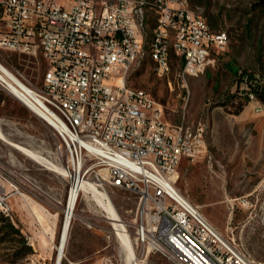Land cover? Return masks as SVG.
<instances>
[{
    "label": "built area",
    "instance_id": "built-area-1",
    "mask_svg": "<svg viewBox=\"0 0 264 264\" xmlns=\"http://www.w3.org/2000/svg\"><path fill=\"white\" fill-rule=\"evenodd\" d=\"M67 2L0 0V48L45 63L36 86L0 62V90L52 128L57 142L49 157L95 183L106 200L111 190L137 197L135 216L123 222L143 254L160 253L171 264H259L176 186L181 162L207 150L203 127L170 124L161 103L127 83V73L141 59L150 18L157 25L160 74H166L167 51H174L175 60H183L181 77H199L230 36L208 29L204 13H192L185 0ZM31 39H38V47H31ZM247 95L256 99L253 92ZM256 111L264 115V106ZM55 128L65 129V136L55 135ZM3 170L0 155V180L8 186L0 185V211L16 225L12 198L34 185ZM65 177L72 185V176ZM27 241L31 245L32 237Z\"/></svg>",
    "mask_w": 264,
    "mask_h": 264
},
{
    "label": "rangeland",
    "instance_id": "rangeland-1",
    "mask_svg": "<svg viewBox=\"0 0 264 264\" xmlns=\"http://www.w3.org/2000/svg\"><path fill=\"white\" fill-rule=\"evenodd\" d=\"M57 1L69 6L67 0ZM188 2L194 8L201 7L208 21L215 22L214 31L229 34L230 42L225 50L213 52L204 74L185 79L181 77L182 62L175 60V55L170 72L160 74L155 61L145 52L131 69L127 83L149 92L161 103L170 124L203 127L207 150L200 157L209 154L213 157L223 182L222 192L228 191L231 196L238 197L234 207L227 201L226 212L222 215L223 220H228L235 208L234 223L213 225L225 235H235L257 263L264 264V150L261 160L253 163L247 149L249 143L264 140V129L257 128L252 119L260 116L255 109L264 103L256 96L251 100L247 95L264 85V13L255 7L257 0ZM148 27L146 36L149 37L152 28ZM0 62L23 72L33 85H41L45 72L41 58L0 48ZM0 99L5 100L4 104L0 102V127L5 136L52 159L48 151L53 152L57 142L52 128L2 90ZM244 110L249 112L241 115ZM241 154H245L244 164L239 165ZM0 155L4 175L23 174L34 185L29 188L27 203L21 202L20 208L15 209L16 226L26 239L32 237L33 252L18 258L15 255L18 247L5 243L0 245V264H56L57 253L51 248L50 239L54 233L55 243L60 241L64 208L71 189L69 179L35 162L2 139ZM256 188L260 197L252 193ZM110 198L123 221L135 216L137 197L134 194L111 190ZM104 215L106 213L95 200L80 195L62 264H127L121 239L113 230L111 220ZM44 236L47 243L43 241ZM133 242L139 264H171L160 253L143 254ZM73 253L88 258L83 262H71L67 257Z\"/></svg>",
    "mask_w": 264,
    "mask_h": 264
},
{
    "label": "bare ground",
    "instance_id": "bare-ground-1",
    "mask_svg": "<svg viewBox=\"0 0 264 264\" xmlns=\"http://www.w3.org/2000/svg\"><path fill=\"white\" fill-rule=\"evenodd\" d=\"M140 1L142 0H133V4H140ZM185 5H190L188 0H185ZM190 9L192 10V13L204 12L202 9L195 10V8L193 9L191 7ZM146 26H147V23H145V45L144 47H142V50H141V58L144 56L145 52H147V54H149L151 59L155 61V63L157 64L159 68V71L161 72V64H159L158 61L156 60V54H155L156 49H157V25H154L155 27L153 29V33L150 39H149L150 36L149 37L146 36L147 34ZM208 29H212L209 23H208ZM0 31H2V23H0ZM227 35L229 34L227 33ZM31 47H38V39H31ZM173 55H175L174 51H167V61H165L166 74L169 73L171 70ZM137 63L138 62H135L133 67ZM129 73L130 72L127 73V81H128ZM133 92L145 93L147 91L133 87ZM55 135L65 136V129L55 128ZM0 139L9 143L15 149L21 151L22 153H24L26 156H28L32 160L47 167L48 169L54 172H57L63 176H68V177L72 176L73 178L69 197L67 200V205L64 208L65 220L63 224L60 241L58 244L55 243L53 233L50 239L51 246H52L51 248L56 250V253H57L56 264H62V261L65 257V249H66L68 238H69L70 228L72 225L73 218L75 216V209H76V205L78 203V200L81 194L80 192L82 191H83V195L90 196L92 200H95L98 203V205H100V207L105 212H107L108 218L109 220H111L110 224L112 225L113 229L117 231V235L121 239L123 250L127 257L126 258L127 264H139V259L137 257L136 249L133 244L134 242L131 236L125 232V228H126L125 223L121 219L112 201L109 199L106 200L107 195L101 192L97 188L95 183L89 180H83L82 177L79 175L69 174L61 166L57 165L52 159L44 156L41 152L32 150L24 145L10 141L3 133L1 127H0ZM0 214H2L1 211H0ZM46 238L44 236L43 238L44 243H47Z\"/></svg>",
    "mask_w": 264,
    "mask_h": 264
},
{
    "label": "crops",
    "instance_id": "crops-1",
    "mask_svg": "<svg viewBox=\"0 0 264 264\" xmlns=\"http://www.w3.org/2000/svg\"><path fill=\"white\" fill-rule=\"evenodd\" d=\"M0 102L4 104L5 100L0 99ZM247 112L249 111L244 110L242 111L241 115H245ZM262 115L263 114H260V116H255L256 120L255 118L252 119H254L256 123L255 124L256 127L261 128L263 130L264 115L263 116ZM217 145L219 144L217 143ZM247 149H248V154L250 155V160L253 163H258L263 155L264 140L249 143ZM241 156L242 157L238 162L239 165L244 164L245 154H241ZM234 159L238 161L237 158ZM21 176L27 178L23 174ZM0 185H3V187L8 188L7 184L3 180H0ZM176 186L178 187V189L180 187L188 195L189 199L193 203L201 207V210L203 211L205 216L213 224H219L220 226L221 224L234 223L233 213L235 212V208H232V212H230L228 220L226 219L223 220L222 215L226 212L227 201L231 202V204H233L234 207L235 201L238 200L237 199L238 197L231 196V194L228 191L222 192L223 182L221 179L220 171L218 170V168L217 169L215 168L213 163V157L210 154L197 158L196 160L184 159L179 166ZM252 193L258 194L259 189L256 188L254 191H252ZM27 194L28 192L24 193L22 196L21 195L13 196L12 203L14 207V213H15V209L20 208L19 204L21 202L27 203L26 200ZM258 196L260 197V194H258ZM22 220L24 221L23 217ZM65 253H66V249H65ZM87 258H88L87 255H80L79 253L78 254L73 253L72 256L67 257V259L70 260L71 262H83L87 260Z\"/></svg>",
    "mask_w": 264,
    "mask_h": 264
},
{
    "label": "trees",
    "instance_id": "trees-1",
    "mask_svg": "<svg viewBox=\"0 0 264 264\" xmlns=\"http://www.w3.org/2000/svg\"><path fill=\"white\" fill-rule=\"evenodd\" d=\"M190 7L194 9V6H191V4ZM255 7H259L260 10L264 13V0H257V2L255 3ZM198 9L202 8H195V10ZM205 18L207 19L206 15ZM208 23L212 30L217 28L215 22L208 21ZM147 26H149L148 28H152V31H150L149 33V36L151 37L153 29L155 27L153 20H149ZM181 62L183 65V60ZM253 93L258 100L264 103V85H259L257 89L253 90ZM5 243H10L14 248H16L15 246L18 247L15 250V255H17L18 258L27 257L33 252V248L28 244L27 239L23 236L20 228H18L9 219L0 214V245H3Z\"/></svg>",
    "mask_w": 264,
    "mask_h": 264
}]
</instances>
